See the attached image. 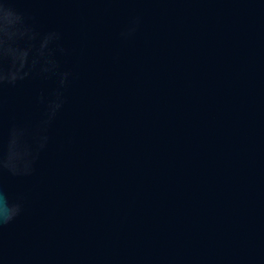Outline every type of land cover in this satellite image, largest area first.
I'll return each instance as SVG.
<instances>
[{
	"label": "water",
	"instance_id": "water-1",
	"mask_svg": "<svg viewBox=\"0 0 264 264\" xmlns=\"http://www.w3.org/2000/svg\"><path fill=\"white\" fill-rule=\"evenodd\" d=\"M0 264H264V0H0Z\"/></svg>",
	"mask_w": 264,
	"mask_h": 264
}]
</instances>
